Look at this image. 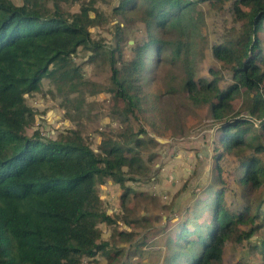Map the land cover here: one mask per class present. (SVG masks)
<instances>
[{"label": "trees", "instance_id": "obj_1", "mask_svg": "<svg viewBox=\"0 0 264 264\" xmlns=\"http://www.w3.org/2000/svg\"><path fill=\"white\" fill-rule=\"evenodd\" d=\"M20 1L0 0V264H90L98 263L97 257L105 259L104 264H113L123 250L113 244L132 243L137 232L122 230L116 232V238L112 234L104 239L102 227L119 220L125 226L139 220L127 213L107 212L97 187L110 180L125 189L122 199H127L132 190L126 181L153 180L146 163L153 155L145 161L141 153L155 140L151 136L140 138V134H147L142 127L128 125L119 133L99 130L95 149L79 128L61 131L55 138L37 130L29 136L26 130L34 122L35 111L26 97L39 91L43 78L52 82L68 118L95 116L84 111L92 108L86 96L104 90L111 93L113 101H121L119 106L113 102L109 113L124 123L135 110L155 111L158 96L151 97L141 88L142 73L152 64L151 55H155V64L166 57L182 67L186 99L195 105H208L217 124L211 180L224 185L220 160L225 153L237 161L234 181L242 197H249L263 185L264 161L257 154H264L260 141L264 138V0H119L113 12L123 15L136 11L147 31L143 41L134 43L131 59L122 55L124 36L119 22L113 24V45H106L102 37H90L91 27L107 22L93 0H77L78 11L68 15L61 2L71 0ZM201 3L228 5L241 22L226 29L228 34L210 46L211 56L230 73L223 85L212 68V79L194 78L201 69L205 44L201 33L204 11L198 8ZM169 33L173 37L167 38ZM79 48L109 67L105 88L83 77L82 68L73 59ZM173 89L169 86L167 92ZM236 98H240L238 107ZM165 120L158 112L150 124L156 130ZM248 150L257 154L250 155ZM223 188L208 183L190 205L194 215L186 213L165 235L168 253L164 264L182 260L183 264H218L227 242L247 239L264 225L260 204L252 208L248 203L241 211L233 210L223 199ZM209 198L213 200L209 217L197 215L208 208ZM254 223L249 231L238 228ZM138 244L130 245L136 250ZM260 248L264 256V243Z\"/></svg>", "mask_w": 264, "mask_h": 264}, {"label": "rangeland", "instance_id": "obj_2", "mask_svg": "<svg viewBox=\"0 0 264 264\" xmlns=\"http://www.w3.org/2000/svg\"><path fill=\"white\" fill-rule=\"evenodd\" d=\"M12 1L16 4L21 3L20 0ZM93 1L94 6L107 22L102 26L91 27L89 29L90 37L95 40L102 37L106 45H113L115 42L113 24L119 22L124 36L120 43L123 58H133L134 43H140L147 35L145 24L141 21L139 13L136 14L134 13L136 11L128 10L123 15L115 14L113 8L118 5L119 0ZM61 5L62 10L68 15V13L78 11L80 2L71 0L61 2ZM142 7L143 5L139 8ZM198 8L204 11V24L201 33L204 36L205 44L203 58L200 61L201 69L194 73V78L203 76L206 79H212L213 74L209 72V68H212L215 70L214 75L219 79V84L223 85L229 81L230 73L221 68L220 62L211 56L210 46L215 42H220L222 37L228 34L226 29H230L231 26L238 27L241 22L237 21L228 5L213 7L208 3H201ZM127 18L131 21L126 20ZM154 33L159 35V30L155 29ZM166 37H173V33H169ZM261 47L264 55V42ZM90 55L92 53L79 48L73 59L82 68L83 77L103 89L109 84V67L98 59H91ZM154 57L155 55H151L152 64L143 70L141 88L151 97L158 96V100L155 102V111L138 113L135 110V114H129V120L124 123L118 122L117 118L112 117L109 113L113 102L119 106L121 101L119 99L113 101L111 93L104 90L92 96H86V99L92 103V108L90 110L85 108L84 111L95 116L90 119L81 116L80 120L70 119L66 116L65 110L60 104L61 98L55 93L54 86L48 78L41 80L38 92L26 97L27 104L32 106L35 111L34 122L26 130L29 136L34 130H37L42 135L55 138L61 131L79 128L81 135L90 141L91 147L95 149L100 141L99 130L110 129L119 133L129 125L134 129L142 127L147 131V134H140V138L147 139L149 136L154 138L155 142H148L141 153L145 161L148 155H153L150 162H146L152 169L153 180L144 183L141 178H136L137 175H134L137 181L130 180L125 183L132 190L127 199H122L125 189L120 188L115 182L108 180L97 187L99 198L107 212L116 215L127 213L128 217L139 220L138 223L127 226L121 220L115 224H106L105 228L102 227L104 235L105 232L112 235L122 230L134 231L137 232L136 236L129 244L144 243L143 248L147 249L150 246L154 247L156 239L153 238V235L157 234L160 228L164 229L165 237L177 222L184 220L186 213L194 215L189 211L190 205L195 199H198L197 197L200 196L208 183L215 188H225L223 199L233 210L236 208L241 211V208L248 203H251L252 208L260 204L264 209V183L261 187L256 188L249 197H242L238 184L234 181L237 161L231 154L224 153L220 160L224 185L216 184L211 180L215 165L213 146L217 144V124L210 116L208 105H195L186 99L181 65L171 64L166 57H162L160 62L155 64ZM169 86L174 88L171 92H167ZM234 104L238 107L240 98H236ZM158 112H161L166 118V123L162 122L158 129L154 130L150 121L153 115L157 117ZM254 127L258 129L257 122L254 123ZM260 141L264 143V138H260ZM202 151L206 153V156L201 155ZM217 151L219 152V150ZM246 153L255 154L253 150H248ZM257 157L264 161L263 153L257 154ZM173 172L175 177H172ZM110 182L112 184L108 185ZM201 203L202 206L205 204L204 201ZM206 205L208 208H203L202 212H198L197 215L209 217L213 207L212 198H209ZM259 221L257 220L255 223H259ZM255 223L240 225L238 228L249 231ZM262 243H264V225L255 228L253 234L247 239L239 242H227L223 246L221 260L218 264H264L263 248H260ZM158 244L165 246V239L160 240ZM137 249L140 250L139 244ZM167 253L168 251L165 249L164 261ZM183 263L182 260L179 264Z\"/></svg>", "mask_w": 264, "mask_h": 264}, {"label": "crops", "instance_id": "obj_3", "mask_svg": "<svg viewBox=\"0 0 264 264\" xmlns=\"http://www.w3.org/2000/svg\"><path fill=\"white\" fill-rule=\"evenodd\" d=\"M201 155L206 156L203 151L201 152ZM203 176V175H202ZM172 177H175V173H172ZM196 177H199V175H196ZM112 183L110 182L111 185ZM175 219V218H174ZM164 230L158 232L157 234L153 235L154 239H156V243L153 246H150L149 249L143 248L144 243L140 245V250L134 249V245H130V241H119L117 243H114L112 247H120L122 248V252L117 255L116 260H114L113 264H164V252L166 246H161V244H158L160 240L164 238ZM105 236H110L109 232H105ZM135 235L133 236V238ZM116 238V236H115ZM160 246V247H159ZM159 255V256H158ZM144 256V257H143ZM97 257L98 263L101 264L105 263V259Z\"/></svg>", "mask_w": 264, "mask_h": 264}, {"label": "water", "instance_id": "obj_4", "mask_svg": "<svg viewBox=\"0 0 264 264\" xmlns=\"http://www.w3.org/2000/svg\"><path fill=\"white\" fill-rule=\"evenodd\" d=\"M206 155V153H204Z\"/></svg>", "mask_w": 264, "mask_h": 264}]
</instances>
